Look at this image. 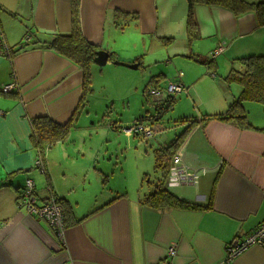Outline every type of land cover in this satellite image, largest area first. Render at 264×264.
Listing matches in <instances>:
<instances>
[{
	"label": "crops",
	"instance_id": "obj_1",
	"mask_svg": "<svg viewBox=\"0 0 264 264\" xmlns=\"http://www.w3.org/2000/svg\"><path fill=\"white\" fill-rule=\"evenodd\" d=\"M186 14V0L78 2L79 25L87 41L115 60L137 62L138 67L151 56L156 63L174 65L181 93L212 102L202 106L204 114L190 118L194 124L174 154L182 167L198 171L196 182L166 187L165 180L169 192L199 207L152 208L142 203L151 186L146 192L139 189L141 173L149 176L146 166L137 163L129 177L117 162L120 180L114 184V172H108L99 155L82 166L76 153L67 151L64 142L90 93L80 101V68L45 42L70 31L71 0H0V29L11 49L0 53V264H264V247L259 245L232 257L226 254L235 237H244L264 221V103L242 102L249 127L209 117L224 112L241 87L226 86L222 78L215 81V73L207 79L204 71L223 68L224 77L232 67H241L235 59L264 55V23H258L253 10L237 14L220 5L196 4L189 36ZM218 46L223 51L212 59L210 53ZM155 76L166 77V71ZM12 81L18 91L3 93L1 87ZM75 113L67 137L44 151L41 172L34 165L31 120L46 115L65 123ZM190 122H182L184 128ZM147 125L154 126L155 135L144 139L132 133L135 138L166 146L175 137L163 142L158 134L164 127ZM152 169L159 173L155 181L161 175L155 157ZM27 179L34 182L40 201L50 194L62 199L63 239L43 218L17 204ZM171 246L173 255L167 253Z\"/></svg>",
	"mask_w": 264,
	"mask_h": 264
},
{
	"label": "rangeland",
	"instance_id": "obj_2",
	"mask_svg": "<svg viewBox=\"0 0 264 264\" xmlns=\"http://www.w3.org/2000/svg\"><path fill=\"white\" fill-rule=\"evenodd\" d=\"M155 59L152 56L149 59L145 58L144 65L136 69L113 62L93 66L89 103H86L85 109L79 111L71 135L64 142L68 145L69 153H76L75 159L81 165L95 154L99 155L100 162L108 165V172H114V184L120 180L121 166L114 169L117 162L123 163L129 177L136 173L137 163L146 166L149 176H143L141 173L139 181V189L141 188L142 192H146L150 186L147 183L148 179L153 181L159 174L153 171L152 166L156 150L161 146L154 140L148 142L138 140L135 135L128 133L126 128L139 120L146 124H159L164 128L158 135L163 142H168L184 130L182 118H195L200 113L204 114L202 106L205 109L212 103L208 98L199 96L191 98L181 93L173 96L175 101L172 107L159 111L156 103L147 95V88L154 87L159 82L163 84L162 86L168 82H175L174 78L179 69L162 61L156 63ZM118 69H121V72H118ZM160 70L166 71V77L155 76ZM224 70L220 68L217 73L205 68L204 71L207 79L211 80L209 74L215 73V81H219L224 75ZM204 85L205 81L198 84V91H201ZM150 117L156 118L151 120ZM88 166L89 164L86 168Z\"/></svg>",
	"mask_w": 264,
	"mask_h": 264
},
{
	"label": "trees",
	"instance_id": "obj_3",
	"mask_svg": "<svg viewBox=\"0 0 264 264\" xmlns=\"http://www.w3.org/2000/svg\"><path fill=\"white\" fill-rule=\"evenodd\" d=\"M186 29L189 36L194 32L193 7L196 4H215L232 10L235 13H242L253 10L256 12L257 21L259 24L264 23V2H249L246 0H186ZM78 2L79 0H71V29L68 33H57L50 40L46 41L47 47L55 50L59 54L72 60L82 72V95L81 102L86 94L90 92L91 65L94 62L99 47L85 39L83 36L78 17ZM4 41L3 36L0 41ZM10 49V47H9ZM11 51V49H10ZM109 59L115 60L112 54H109ZM241 67L239 69L232 67L228 73L222 77V82L226 86L238 84L241 90L238 96L231 100L227 109L216 115L220 120H233L244 127H249L250 124L246 120L245 112L242 108L243 101H255L264 103V55H249L235 59ZM175 99L172 95L167 96L163 101L156 104L159 111L167 110L172 107ZM78 110L76 111V113ZM73 115L67 122L58 123L46 115L34 117L31 120V142L37 153L43 156L46 148L50 147L58 141H63L73 125L76 117ZM190 118H182L181 122H190ZM194 121L186 125L184 130L175 135V137L166 145L161 146L155 153V169L161 175L155 181L147 183L151 186V191L142 198V203L152 208L164 207H180L193 208L198 205L187 203L178 199L165 187L166 175L168 172L170 160L180 146L186 134L190 131ZM148 176V175H146ZM57 201L63 206L64 220L66 224V209L62 199ZM211 197H209V205Z\"/></svg>",
	"mask_w": 264,
	"mask_h": 264
},
{
	"label": "built area",
	"instance_id": "obj_4",
	"mask_svg": "<svg viewBox=\"0 0 264 264\" xmlns=\"http://www.w3.org/2000/svg\"><path fill=\"white\" fill-rule=\"evenodd\" d=\"M1 38L2 33L0 29V39ZM24 40L27 41L28 38H25ZM222 51L223 47L218 46L210 53V57L214 59ZM0 53H10L9 47L3 40L0 41ZM18 89L19 86L16 81H12L1 87V91L3 93L18 91ZM182 91L183 86L180 82H168L165 87L159 88L157 86H152L148 88L147 95L152 99L153 102L160 103L167 96L172 94H178ZM0 114H2V112H0ZM126 131L128 133H134L136 135H139L144 139L151 138L155 135L154 126L143 124V122H135L132 126L126 128ZM34 165L41 172L45 171L43 160L38 153ZM197 178V170H187L186 168L180 165L178 155L172 156L171 165L168 169V175L166 178V187L178 185L182 182L194 183L196 182ZM17 204L23 207L27 213L35 214L38 217L43 218L48 223V225L54 230V233L57 235V237L63 239L65 231L64 210L63 206L57 201L54 195L50 194L46 199L40 201L34 193V182L31 179H27L19 194ZM251 245H259L261 247H264V221H261L254 230H252L244 237H235L234 241L226 247L227 257H232ZM167 253L169 255H173L175 253L174 247H169Z\"/></svg>",
	"mask_w": 264,
	"mask_h": 264
},
{
	"label": "water",
	"instance_id": "obj_5",
	"mask_svg": "<svg viewBox=\"0 0 264 264\" xmlns=\"http://www.w3.org/2000/svg\"><path fill=\"white\" fill-rule=\"evenodd\" d=\"M108 59H109V53L105 50L100 49L99 51H97L96 57L94 58V62L97 65L103 66L108 61ZM112 62L116 65H124V66H127V67L132 68V69H136L138 67L137 62L131 63V64L130 63H124V62L119 61V60H113Z\"/></svg>",
	"mask_w": 264,
	"mask_h": 264
}]
</instances>
